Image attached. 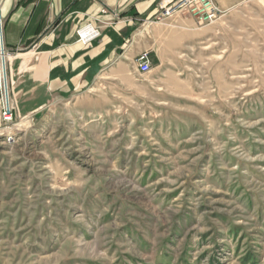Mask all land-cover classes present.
I'll list each match as a JSON object with an SVG mask.
<instances>
[{"label": "rangeland", "instance_id": "374dc122", "mask_svg": "<svg viewBox=\"0 0 264 264\" xmlns=\"http://www.w3.org/2000/svg\"><path fill=\"white\" fill-rule=\"evenodd\" d=\"M215 2L149 74L78 95L25 96L10 68L39 53L9 50L0 264H264V0Z\"/></svg>", "mask_w": 264, "mask_h": 264}, {"label": "crops", "instance_id": "0c3cea01", "mask_svg": "<svg viewBox=\"0 0 264 264\" xmlns=\"http://www.w3.org/2000/svg\"><path fill=\"white\" fill-rule=\"evenodd\" d=\"M169 1L1 0L5 46L10 51L34 48L39 53L36 63L32 55L25 57V62H32L18 72V62L13 63L12 78L18 73L28 80L23 94L34 96L33 100L39 94L71 96L85 90L106 66H123L143 52L153 61H164L171 50L196 39L194 33L201 25L185 12L157 22L160 5ZM105 8L108 14H102ZM90 23L101 29V37L84 46L76 32Z\"/></svg>", "mask_w": 264, "mask_h": 264}, {"label": "built area", "instance_id": "2783aa9c", "mask_svg": "<svg viewBox=\"0 0 264 264\" xmlns=\"http://www.w3.org/2000/svg\"><path fill=\"white\" fill-rule=\"evenodd\" d=\"M102 12L108 14V9L105 8ZM180 12L187 13L201 24L215 23L222 13L215 0H170L160 5L159 17L168 19ZM114 14L117 15L116 12ZM77 37L78 43L87 46L101 37V30L90 23L77 31ZM12 56L7 47L0 46V106L5 123H10L14 119L8 71ZM136 66L140 74L146 75L151 72V59L148 52H144L138 57Z\"/></svg>", "mask_w": 264, "mask_h": 264}, {"label": "water", "instance_id": "95a60500", "mask_svg": "<svg viewBox=\"0 0 264 264\" xmlns=\"http://www.w3.org/2000/svg\"><path fill=\"white\" fill-rule=\"evenodd\" d=\"M2 26H3V18H2L1 0H0V29H2ZM0 46H2V43H0Z\"/></svg>", "mask_w": 264, "mask_h": 264}, {"label": "bare ground", "instance_id": "6f19581e", "mask_svg": "<svg viewBox=\"0 0 264 264\" xmlns=\"http://www.w3.org/2000/svg\"><path fill=\"white\" fill-rule=\"evenodd\" d=\"M0 43H2V45H4V41H3V26H2V29H0Z\"/></svg>", "mask_w": 264, "mask_h": 264}]
</instances>
